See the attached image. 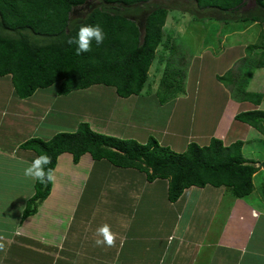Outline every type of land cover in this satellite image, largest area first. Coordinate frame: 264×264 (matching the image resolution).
Wrapping results in <instances>:
<instances>
[{
    "label": "crops",
    "instance_id": "obj_1",
    "mask_svg": "<svg viewBox=\"0 0 264 264\" xmlns=\"http://www.w3.org/2000/svg\"><path fill=\"white\" fill-rule=\"evenodd\" d=\"M235 47H231V53L237 49L231 60L236 61L231 62L225 71L212 74V79L216 78L224 93L228 89L217 77L224 76L239 61V68L245 73V78L252 79L256 69L264 68L263 61L258 59L259 54L263 56V48L256 49L257 53L251 56L247 54V45L246 49ZM236 52L239 55L234 58ZM224 54L216 57L223 58ZM208 56L211 62L216 59L212 53ZM253 58L256 60L249 62ZM235 77L240 78L239 75L230 77L231 85ZM51 88H54L56 101L46 93L49 107L39 110L54 112L58 123L68 125L71 121L69 126H72L73 131L77 130L80 123L87 122L92 129L96 127L104 132L108 123L97 120L98 112L91 114L96 110L84 101L82 103L81 98L74 97L90 88L68 95H60L57 86ZM49 89H40L35 95L40 91L48 92ZM245 92L255 93L248 89ZM155 93L158 94V91ZM115 94L123 98L116 90ZM228 95L224 99L219 98L220 105L224 106ZM29 99H21L17 95L12 75L0 77V170L4 171L0 173V203L7 207V202L4 204L2 198L3 188L7 190L9 183L7 174L13 175L11 184L15 185V189L20 186V191H29L20 202L17 213H9L3 206L0 208V264H264V197L261 192H257L256 186L250 195L243 198L234 197L225 186H192L184 191L177 202H171L168 180L149 182L146 174L137 169L119 167L107 159L95 160L90 153L83 155L78 163L73 161V154H61L56 160V180L52 183L51 193L34 216L23 219L27 202L35 194L36 182L24 175V169L38 154L23 149L21 145L34 137L50 140L57 133L65 131L40 133L35 119L46 122L48 114L33 111L31 105L28 107ZM182 100L181 96L164 104L158 100L157 106L165 110L175 101L171 105L173 108L170 107V117L173 112L179 111ZM206 101L210 102L203 98L198 103L203 105ZM234 102L239 105L241 112L254 111V108L264 111L261 108L264 95L260 104L242 99ZM75 118L77 120L73 124ZM180 118L181 114L177 122ZM174 119L170 117L169 123L164 121L162 126H153L151 130L160 133L157 139L162 145L186 150L188 144L194 142L189 137L193 134L187 131L184 132L186 134H179L189 138L184 140V148L176 146L173 139L169 138L173 131L170 123ZM96 121L101 122L99 124ZM130 124L126 120V128L144 129L140 125ZM215 127L195 134L194 137L201 141L199 145H208L216 137L222 138L226 146L242 140L244 149L249 141V132L254 128L230 117H226L223 127ZM255 130L264 136V133ZM113 135L122 136L120 133ZM150 136L147 134L141 142L147 143ZM250 157L247 159L264 162V158ZM262 172L264 168L255 174L254 185L255 178ZM114 180L123 181L119 182L121 186L118 185L121 193L107 199L103 192L105 184H116ZM104 225H108L114 235L111 246L95 244L99 238L96 231Z\"/></svg>",
    "mask_w": 264,
    "mask_h": 264
},
{
    "label": "trees",
    "instance_id": "obj_2",
    "mask_svg": "<svg viewBox=\"0 0 264 264\" xmlns=\"http://www.w3.org/2000/svg\"><path fill=\"white\" fill-rule=\"evenodd\" d=\"M93 1L101 3V7L92 8L85 18L73 23V12ZM150 1L0 0V77L12 75L21 99L53 86L58 87L60 95L94 85L114 87L123 98L140 95L147 85L157 49L163 44L168 48L171 42L169 36L164 40L170 11L163 6L153 8L144 21L142 32L140 23L120 13L119 7L130 8ZM192 1L201 8L224 12H237L246 4V0ZM255 3L264 9V0H255ZM85 24H99L105 32V40L99 46L93 43L89 52L77 55L76 45L67 41ZM252 48L264 49V43L262 47L249 45L246 51L251 56L254 54ZM175 77L171 70L161 79L165 96L158 93L162 104L185 92L181 81L175 83ZM218 79L226 84L225 75H219ZM243 93L242 100L256 104L263 98L262 94ZM236 119L264 133L263 110L242 112ZM243 146L242 140L226 146L222 139L213 137L208 145L202 147L191 142L185 151L178 152L162 145L154 136H150L147 143L122 139L96 132L87 122L80 123L76 131L59 132L50 140L34 137L21 145L38 156L48 155L51 163L46 167L53 169L63 153L73 154L75 163L90 153L95 160L107 159L119 167L136 168L146 174L149 182L168 180L171 202H177L192 186H225L236 198L250 195L255 189V174L264 168V162L245 158ZM51 189L52 183L35 182V194L27 202L23 219L34 216Z\"/></svg>",
    "mask_w": 264,
    "mask_h": 264
},
{
    "label": "rangeland",
    "instance_id": "obj_3",
    "mask_svg": "<svg viewBox=\"0 0 264 264\" xmlns=\"http://www.w3.org/2000/svg\"><path fill=\"white\" fill-rule=\"evenodd\" d=\"M101 5L99 2L93 1L77 8L72 14L73 23L85 18L92 8L101 7ZM157 6L166 7L170 11L164 27V40L169 36L168 39L171 42L168 44V48H164L165 44H163L157 49V56L148 73L149 79L141 93L142 95L140 94V97L131 96L123 99L116 96L113 87L107 88L104 85H99L93 86L88 91H81L75 94L74 97L81 98L80 101L82 103L84 101V103L91 105L96 110V112L91 114L95 115L98 112V116H96L97 120L101 119L108 123H106L107 126L104 132L99 128H93L95 131L102 132L103 134L114 136L113 134L120 133L122 136L118 138L135 139L141 142L142 138H145L147 134L155 138L160 136L157 130H151L153 126L160 127L164 121L165 123H169L170 117H173L175 118L174 122L170 123L173 131L169 138L173 139L176 146L182 147L185 142L184 140L189 137L194 142L201 143L200 139L194 137L196 136L195 134L199 135L214 126L217 129L221 128L224 126V123L226 124V117L234 119L238 114L242 113L239 105L234 100L240 101L241 97L245 96L243 95L244 91L248 89L252 92L255 91V93L261 92L264 95V68L256 69L252 79L249 77L245 78V73L239 68V61L225 74V87L228 89L226 93H224L223 87L216 82V78L212 79V74L225 71L231 62L236 61L231 59L233 52L237 49L231 53V47L236 46L235 48H240L242 46V48L246 49V45L263 46L264 9L258 7L255 0H246L245 6L233 14H228L214 8H201L192 0H151L149 3L139 4L130 8L119 7V11L140 23L141 30L144 32V21L147 15ZM252 49H254L252 50L254 51L253 53L256 54V48ZM224 52L223 58L218 59L216 57L218 54L221 55ZM209 53L214 54V58H216L212 60L213 62H211L210 56H208ZM249 53L247 52V54ZM238 55L239 52H236L234 58ZM259 58L261 61H264V57L260 56V54ZM255 60L256 58L249 59V62L253 63ZM246 66L248 67V65ZM246 69L250 71L249 68ZM171 70L176 74L175 83L178 84L177 82L181 81L185 92L179 95L183 98L179 104V111L173 112V115L169 117V112H171L170 107L173 108L171 105L175 101L170 103V107L168 106L165 110H162L157 106L159 104V93L156 94L155 92L159 91L161 92L160 96L162 94L165 96L160 82L165 72H170ZM234 75L240 76L239 79L235 77V86L234 83L230 84V77ZM241 79L244 81L242 82ZM220 83H222L221 80ZM53 91L54 88H50L48 92L40 91L28 100V107L31 105L33 111L37 110L35 112L39 114H48L46 122L35 119V123L38 122V130L44 134H51V132L59 130H65L62 132H73L72 126H69L71 125V121L68 125L63 124V122L58 123L54 112L51 110L47 112L39 110L49 104L45 96L46 93H49L50 98L56 101ZM227 93L229 95L225 99L226 101H224V106H222L218 100L220 97L224 99ZM259 93L257 95H261ZM203 98L209 99L210 102L206 101L203 105L202 103L199 104L198 100L202 102ZM228 102L230 103L227 104ZM261 108L264 109V103ZM180 114L182 120L180 118L177 122ZM76 120L77 118L72 123L74 124ZM126 120L131 123L130 125H140L144 129H128L126 128ZM96 122L99 123L101 121ZM185 131L192 133L193 136L182 137V135H179L181 133L186 134L184 133ZM177 149L176 151L178 152L185 151ZM243 152L246 158H251L250 156H257L258 159L264 158V136L257 134L256 130L252 128L249 132V141L245 144ZM1 172L4 171L0 170ZM7 179H9L7 190L5 187L2 191L3 203L6 204V201L7 207L0 203V208L4 207L5 210L7 208L6 211L9 213H17L19 211L18 207L21 206L20 202L23 201L24 196L29 191H20V186L15 189V185L11 184V181L14 180L12 174H7ZM114 182L117 181L114 180ZM119 182L116 184L111 182L105 184L103 190L105 198L112 199L120 195L121 189L119 186L121 184ZM255 183L257 192H261L264 197V172L255 178Z\"/></svg>",
    "mask_w": 264,
    "mask_h": 264
},
{
    "label": "clouds",
    "instance_id": "obj_4",
    "mask_svg": "<svg viewBox=\"0 0 264 264\" xmlns=\"http://www.w3.org/2000/svg\"><path fill=\"white\" fill-rule=\"evenodd\" d=\"M105 32L99 25L85 24L79 27L75 37H70L68 43L76 45V54L81 55L91 50L93 43L96 46L103 44ZM51 163V159L46 154H41L34 158L29 166L25 167L24 175L41 184L54 183L56 180L55 169L46 167ZM99 237L95 240L97 246H111L114 242V235L108 225L100 227L96 231Z\"/></svg>",
    "mask_w": 264,
    "mask_h": 264
}]
</instances>
